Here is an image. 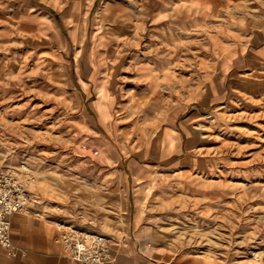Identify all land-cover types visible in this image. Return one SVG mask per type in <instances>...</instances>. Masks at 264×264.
I'll use <instances>...</instances> for the list:
<instances>
[{"label":"rangeland","instance_id":"rangeland-1","mask_svg":"<svg viewBox=\"0 0 264 264\" xmlns=\"http://www.w3.org/2000/svg\"><path fill=\"white\" fill-rule=\"evenodd\" d=\"M209 6L215 15L186 34L177 67L186 79L152 94L129 67L133 59L146 58L144 51L132 48L128 39L110 57L98 47L92 29L98 7L85 34L81 24V43L74 40L70 25L60 21L64 36L50 28L53 42L48 36L25 44L17 39L12 48L0 49V164L29 162L36 175L32 189L47 180L97 187L98 176L117 165L110 156L133 149L134 129L159 125L161 115L155 110L165 98L160 97L163 91L173 105L194 87L207 84L216 93L226 87L227 97L218 108L187 121L182 143L189 171L181 181L189 190L201 185L217 194L170 195L159 200L161 205L149 206L147 220L157 225L161 246L224 260H263L264 0H193L186 13L204 20ZM72 22L73 32L78 31V18ZM105 58L110 64L99 65ZM231 62L240 68L230 71L224 85L221 67ZM97 71L105 88L101 85L97 93L93 83L89 91L87 83L86 93L84 80L97 77ZM100 91L106 92V119L97 102ZM111 219L107 216L102 226L94 219L75 225L112 239Z\"/></svg>","mask_w":264,"mask_h":264},{"label":"crops","instance_id":"crops-1","mask_svg":"<svg viewBox=\"0 0 264 264\" xmlns=\"http://www.w3.org/2000/svg\"><path fill=\"white\" fill-rule=\"evenodd\" d=\"M190 1L193 0H0V49L12 48L17 39L25 44L28 40L43 41L48 36L52 41L51 37L56 36L50 28L58 36H64L60 21L70 25L73 35L74 16L81 18L85 34L91 26L89 17L98 7L92 22L98 47L108 57L129 41L132 48L144 51L146 58L133 59L129 67L137 80L148 85L149 94L156 93L160 86L186 79V73L177 69L181 67L186 34L215 15L209 9L204 20L196 18L198 13L196 17H187ZM202 14L200 18L204 17ZM239 57L244 66L246 59L243 55ZM102 61L99 65L110 64L106 58ZM115 65L120 66L121 61ZM234 68L240 65L222 64L224 85ZM101 78L84 80L90 86L89 91L93 83L97 93L101 85L105 88ZM182 94L172 105L163 91L160 97L165 100L155 110L161 115L159 125L152 130L143 124L135 127L133 149L110 156L117 165L98 176L97 187H80L76 181H65L62 185L55 180L39 181L31 190L33 201L28 211L10 217L12 247L0 245V264H67L68 255L57 241V222L75 225L94 219L102 226L107 216L112 217L110 227L115 231L111 236L113 257L108 264H264V259L224 260L205 252L158 243V227L147 220L150 205H161L159 200L170 195L202 198L204 194H217L202 189L201 185L196 186L198 190H189V184L181 181L188 178L189 171L182 143L184 134L187 135V121H195L218 108L227 97V89L216 93L206 84ZM94 108L100 119L95 102Z\"/></svg>","mask_w":264,"mask_h":264},{"label":"built area","instance_id":"built-area-1","mask_svg":"<svg viewBox=\"0 0 264 264\" xmlns=\"http://www.w3.org/2000/svg\"><path fill=\"white\" fill-rule=\"evenodd\" d=\"M35 182L36 175L29 162L0 164V245L3 247H12L10 217L28 211L33 201L31 187ZM57 229V241L68 255L67 264H108L113 257L111 238L104 233L67 221L57 222Z\"/></svg>","mask_w":264,"mask_h":264},{"label":"bare ground","instance_id":"bare-ground-1","mask_svg":"<svg viewBox=\"0 0 264 264\" xmlns=\"http://www.w3.org/2000/svg\"><path fill=\"white\" fill-rule=\"evenodd\" d=\"M212 8H213L212 6H209V9H212ZM186 14H187V17L192 16L190 13H186ZM78 20H79V25L77 27L78 31L73 32V35H74L75 41L77 43H81L82 39L80 38V34H81V31H82V25H81L82 21H81V18H78ZM97 102H98L99 108L101 110V114L103 115V118H105V119L108 118L109 109H108V106H107V103H106V92L100 91Z\"/></svg>","mask_w":264,"mask_h":264}]
</instances>
